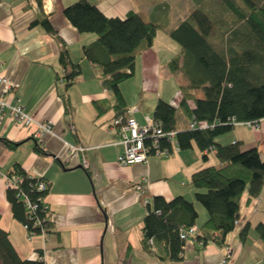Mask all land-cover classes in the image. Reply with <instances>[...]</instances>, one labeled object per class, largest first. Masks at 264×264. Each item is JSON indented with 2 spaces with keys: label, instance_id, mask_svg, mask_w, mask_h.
Instances as JSON below:
<instances>
[{
  "label": "crops",
  "instance_id": "0c3cea01",
  "mask_svg": "<svg viewBox=\"0 0 264 264\" xmlns=\"http://www.w3.org/2000/svg\"><path fill=\"white\" fill-rule=\"evenodd\" d=\"M75 1L0 0V76L8 80V85L0 83V97L10 104H21L34 119L31 128L8 117L0 123V139L19 143L11 149L0 141V227L9 232L22 259H38L42 252L45 264H223L226 250L212 241L203 245L189 239L176 259L160 241H153L152 253L143 249L147 205L155 196L167 200L183 196L195 201L191 175L217 160L213 152L205 160L194 146L176 150L169 157L152 156L146 163L119 164L117 157L123 147L118 144L117 131L109 126L116 116L114 95L102 84L101 67L90 63L83 52L84 45L93 43L97 35L80 33L64 14L63 9ZM124 1L95 0L107 17L124 18L130 10L141 14L127 0L120 4ZM40 19H47L57 36L41 24L32 26ZM154 45L140 49L135 59L134 75L138 76L141 96L134 116L139 124L144 123L141 110L150 95L155 97L151 99L153 113L159 100L172 103V86L167 88L170 91L161 87V80L171 72L169 61L161 58ZM63 47L69 53L67 66L60 62ZM74 64L79 65L80 73L66 85L65 77ZM121 92L129 106L122 88ZM44 122L50 123L52 130L36 135ZM176 123L178 131L190 124L188 119L184 127L179 120ZM235 128L228 139L222 135L217 141L225 145L240 141L242 150L257 147L264 159V120L254 131L255 137L247 140L237 136ZM67 143L80 144L86 150L71 153ZM37 146L44 152L37 151ZM81 159L86 160L87 168ZM16 164L32 178L48 183L45 202L54 225L48 236L29 237L27 228L12 217L6 177ZM248 198L246 190L239 203L240 218L226 237L227 246L234 249L232 264H264V243L253 230L264 221V188L252 202ZM195 207L198 227L208 219V213L199 202ZM247 224L251 229L242 241L240 233Z\"/></svg>",
  "mask_w": 264,
  "mask_h": 264
},
{
  "label": "trees",
  "instance_id": "16d2710c",
  "mask_svg": "<svg viewBox=\"0 0 264 264\" xmlns=\"http://www.w3.org/2000/svg\"><path fill=\"white\" fill-rule=\"evenodd\" d=\"M241 2H244L247 13L227 0L230 10L247 23V34L242 40L245 49L241 51L231 47L223 54L210 44L213 25L201 8L191 10L190 16L169 33L181 48L171 58L169 69L181 73L186 83L180 86L178 106L161 99L154 110V118L163 124L166 132H177L180 150L197 146L205 160L208 153L213 152L217 163L191 175V184L196 189L195 201L183 196L172 200L155 196L147 205L141 243L148 253H152L153 247L149 243L152 239L165 243L171 258H179L182 247L190 239L181 237L183 229L197 226L196 202L206 209L208 219L198 226L199 232L193 239L203 245L212 241L221 248L227 246L226 237L240 218L242 194L248 190L250 203L261 196L264 188V159L258 148L242 150L240 141L228 145L217 141L219 136L232 131L237 123H252L254 127L264 120V6L255 0ZM63 10L80 33L97 35L93 43L84 45L83 52L90 63L101 67L104 74L102 84L114 95L116 116L126 114L130 106L121 92V82L134 75L139 50L155 44L159 25L145 20L137 10L128 11L124 18L107 17L95 0H77ZM40 24L48 33L57 36L47 19L32 22L33 27ZM60 62L65 66L70 64L68 50L64 47ZM79 73V65L74 64L65 77L66 85L72 84ZM198 90L204 91V98L197 96ZM95 105L101 112L106 110L98 102ZM177 109L184 112L190 123L183 131L177 129ZM194 122L197 124L192 128ZM0 141L11 149L19 145L6 138ZM36 149L44 152L39 146ZM9 174L21 180L18 188L8 187L6 191L12 217L27 228L29 237L48 236L54 226L51 209L45 202L48 183L46 190H39L38 181L44 179L32 178L20 164H16ZM24 195L33 206L27 205ZM250 229L249 224L244 226L240 233L242 241L247 239ZM255 230L264 243V221L256 224ZM41 257L42 252L38 259H22L13 247L9 232L0 227L1 264H45Z\"/></svg>",
  "mask_w": 264,
  "mask_h": 264
},
{
  "label": "rangeland",
  "instance_id": "374dc122",
  "mask_svg": "<svg viewBox=\"0 0 264 264\" xmlns=\"http://www.w3.org/2000/svg\"><path fill=\"white\" fill-rule=\"evenodd\" d=\"M130 5L141 11L142 17L145 20L154 22L159 25V32L155 40V49L161 54L163 60L170 62L171 58L180 52V46L169 36V33L176 29L179 23L186 20L190 15V11L194 8H201L210 17L213 25L212 33L209 37V42L215 47L220 53H227L231 47H235L237 50L241 51L245 49L242 44L244 34H247V23L244 19H241L239 15L230 10L227 0H127ZM235 3L242 12L247 13V8L244 2L241 0H228ZM260 5L264 6V0H255ZM120 2V4H125ZM152 8V9H151ZM170 74L165 75L162 81V89L164 91L169 90L173 95L172 100H178L181 96L180 86L182 83H186L181 73L174 72L169 69ZM169 77V78H166ZM121 88L123 93H125L129 106H136L140 101V82L138 81V76H130L128 79L121 82ZM154 96V95H153ZM152 96V97H153ZM197 96L199 98H204V91L198 90ZM151 95L146 99V105L141 110V114L146 116H153L152 99ZM152 99V100H151ZM171 100V101H172ZM194 106V102H191ZM151 106V107H150ZM150 107V108H149ZM177 120L184 127L186 124V117L181 109H177ZM144 124V123H143ZM236 135L247 140L251 137H255V132L257 128L237 123L235 128ZM255 131V132H254ZM229 131L227 134V139L230 136ZM225 139V140H227ZM192 153V152H191ZM201 219L199 220V222ZM198 222V223H199ZM254 231L255 226H254Z\"/></svg>",
  "mask_w": 264,
  "mask_h": 264
},
{
  "label": "built area",
  "instance_id": "2783aa9c",
  "mask_svg": "<svg viewBox=\"0 0 264 264\" xmlns=\"http://www.w3.org/2000/svg\"><path fill=\"white\" fill-rule=\"evenodd\" d=\"M0 83L8 85V80L6 77L0 76ZM181 99V96L179 100ZM179 100H172L173 105L178 106ZM138 112V105L129 107L126 114L115 116L112 123L109 125L111 128L117 131L119 141L118 144L123 147V151L117 157L118 162L121 165H132L133 163H146L148 159L152 156H158L161 158L171 156L174 151L179 150L180 147L176 140V131L166 132L163 129V124L154 118V116H146L144 124H139L135 118V113ZM15 120L19 125L25 128H31L34 123V119L30 114L24 109V107L19 104H10L7 100L0 97V123L5 118ZM196 122L191 124L192 128H195ZM247 125L252 126V123ZM253 127V126H252ZM259 128V125L254 126ZM51 124L44 122L38 126L36 135H40L45 132L51 131ZM66 146L71 153L78 154L83 153L86 149L80 145H72L67 143ZM82 160V165L88 167L86 160ZM7 185L11 189L18 188L19 180L16 176L11 174L7 175ZM38 189L46 190L47 183L44 180L38 181ZM138 188L142 191L145 189L140 185ZM27 201V205H31L27 195H24ZM148 202V201H147ZM49 207V205H48ZM199 230L197 226H191L188 229L184 228L181 237L184 239H193L197 236ZM151 245L154 244L152 239H149ZM226 252L222 259L223 264H232L231 259L233 257L234 249L230 246L224 247Z\"/></svg>",
  "mask_w": 264,
  "mask_h": 264
}]
</instances>
